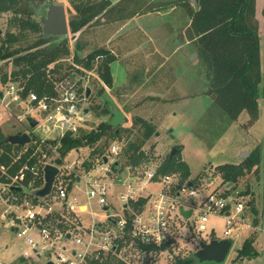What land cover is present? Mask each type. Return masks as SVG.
<instances>
[{"label":"rangeland","instance_id":"374dc122","mask_svg":"<svg viewBox=\"0 0 264 264\" xmlns=\"http://www.w3.org/2000/svg\"><path fill=\"white\" fill-rule=\"evenodd\" d=\"M50 2L63 4L66 7L69 31L66 35H57L56 40L68 39L72 51L71 56L66 59L69 63H72L74 60L73 54L75 53V43L77 40H80L82 45V50L79 54L80 56H85L92 50L115 43L118 39H110L113 37V33L116 32L119 25L126 20H101L100 22L102 23L99 25H91L83 29L82 33L78 32L74 35L71 33L70 29V18L75 11L72 2L70 0H49L48 4ZM43 8L44 7L40 9L38 15L41 21L47 14V11L43 13ZM263 8L264 0H256V15L261 23L259 29L261 32V61L264 76ZM181 12H184V9L182 7H177L173 14H176L179 19V17L183 16ZM9 17V13L0 16V28L3 32L6 30ZM164 20L165 19L161 18L159 21ZM159 36V43L162 47L163 43H166L165 40L163 41L166 35L161 31L159 32ZM169 43L168 48H164L169 58L165 61L164 65H162V57L156 55L154 63L150 65V70L147 72H150L148 77L145 78V72L143 71L148 64L144 60H137L133 72L131 73V81L127 87L122 89L106 87L107 92L111 96H116L115 100H118L119 106L125 110L126 117L121 124L131 128L134 118L138 115L150 119L157 124V131L143 146V150L148 156L135 167L139 169L147 167L148 161H153L155 166L159 167L168 156H177L179 159L189 164L191 175L188 179H193L199 187V193L195 197L190 196L187 198V196L184 195L182 197L199 201L215 189L224 188L226 189L225 191H227V188H229L228 183L222 185V179L216 171L217 165L227 162H238L243 158L241 156L243 151H247L250 155L255 147L260 146L262 148L261 162L259 165L255 166L254 171L241 178L235 189H232V194L236 193V198L238 200H243L246 204L244 214L247 223H250L252 227L240 220L241 222L239 221V225L237 227L234 226L229 235H225V216L221 214H211L207 222L208 228L202 233H199L195 229L197 211H194V214L188 219L180 216L182 222L185 224L175 226L173 244L168 243L162 247L141 249L140 246H137L127 237L119 251V255L132 264H179L177 262L178 258H190L194 252L200 249L199 241L201 238L207 241L212 238H232L234 243L225 262H203L199 264H264V100L263 98L260 99L259 117L252 125H250L247 116L240 118L235 123L229 122L226 112L214 102L213 98L208 93L209 85L204 76L206 70L203 62L199 60L198 53L193 48L191 51L192 53H187V50L182 49L180 46H176L174 42ZM195 52L197 55L193 56ZM4 64L5 63L0 62V66ZM124 67L125 65L121 61L118 63L116 62L114 68V72L116 71L114 85L116 87L124 84ZM155 69H157L156 72ZM80 70L81 71L76 70L73 77L74 80L77 81V87H83V92L86 91L87 87L91 88L90 97H86L84 101V104L89 108L92 114L90 122L86 126L87 129H91L92 127H96L101 120L109 119L110 116L97 117L92 110L93 105L103 104L100 99H104V96H102V98L100 97L99 88L103 86V83L101 80L96 81L98 78L97 72L94 70L88 71L86 69L84 71V68ZM138 72H142L140 84L138 83L135 85L133 80ZM152 72H154V74L151 76ZM81 78H83L82 82L79 81ZM263 85L264 80L262 86ZM0 89L6 93L8 87L0 85ZM153 89L160 93V95L147 96V92ZM23 97L24 96H22V98ZM4 99L5 102L11 103L9 109L13 112L11 115L9 112L10 110L0 103V112L3 114L0 125L3 127L4 132L10 135L22 129L26 130V128H28V121H20L17 116L26 113L25 106L27 102H20L21 97L17 94L11 96L5 94ZM31 113L33 115L35 114L34 112ZM127 135L128 134L124 132L121 139L111 140L106 150V153H109L110 147L114 143L121 146L122 151L118 155V158L123 164L122 170H125H121L123 172V177L129 174L126 169L128 166L125 165L126 160L123 156L124 150L128 146V141L134 138V135H132L127 141ZM101 142L104 141L102 140ZM173 148H177L174 155L171 154ZM90 152L91 147H81L70 151L66 157H64V166L61 167L63 169L62 177H65L68 188L70 185V178L66 177V174L74 172L76 175H79L80 179L83 176L86 177L94 174H90L89 172L94 171V164L89 161L91 159L89 156ZM55 154L57 155L59 153L55 152ZM55 154L53 152L50 157L46 158V161H54L53 158ZM86 161H89V165L92 164L90 169L85 165ZM173 172L176 171H170V173ZM133 173L136 174L134 171ZM177 173L181 176L179 172ZM180 176H178V178H180ZM77 182L78 180L74 182L72 189L69 190L71 194L80 193L79 189L75 186ZM160 187V184L151 181L145 183V188L149 191H159ZM118 189L117 187L111 190L112 194H116ZM24 190L26 191V188ZM24 195V198L32 197L30 190L26 191ZM116 197V195H113L114 199H116ZM252 199H254L256 203L258 214L252 213L250 203ZM54 200L55 197L53 196L52 203L56 206H60L56 203V200L55 202ZM16 203H19V201ZM182 206L184 208L188 207L187 204H183ZM16 207L22 209L20 203L19 206L17 205ZM3 210L4 207L0 206V214ZM235 211L234 208L233 213ZM14 214L16 215V212L9 215L13 216ZM8 218H3L0 215V264H47L50 257L46 254H42L41 257L32 255V257L29 258L21 256V247L26 245V242L23 237L18 235L17 230ZM255 218L259 220L257 226H253ZM48 220L56 224L58 222L57 215L52 216L51 214ZM64 221L63 219V222ZM63 222H59V224L64 225L63 227L65 228L66 224H69V222ZM69 227L70 226L67 225V228ZM250 235H254L258 238V256L252 257V259L247 257L236 259L235 256L237 251L242 247L245 239L250 237ZM66 243L69 244V242ZM52 258L54 259L53 255ZM190 264L194 263L191 262Z\"/></svg>","mask_w":264,"mask_h":264},{"label":"trees","instance_id":"16d2710c","mask_svg":"<svg viewBox=\"0 0 264 264\" xmlns=\"http://www.w3.org/2000/svg\"><path fill=\"white\" fill-rule=\"evenodd\" d=\"M70 1L75 10L70 18V29L74 35L78 32L82 33L83 29L91 25H99L102 23L101 20L118 21L137 14L164 11L171 7L184 8L190 18V24L185 32L177 36V41L190 43L189 45L198 53L199 60L205 66L204 76L209 85L208 93L226 112L229 122L235 123L244 114L248 117L250 125L258 119L259 102L261 98L264 100V85L262 86L264 76L259 29L261 23L256 15V0H119L116 3L112 0ZM48 2L49 0H0V16L5 13L10 14L6 30L0 34V62L5 63L0 66V81L4 85L10 82L24 85V89L21 90L24 97L31 90L41 96H51L56 93L59 82L66 77L74 79L75 71L84 68V71L86 69L97 72L96 81L101 80L103 83L99 88L102 98L107 92L106 87H113L111 63L117 59V55L109 48L100 47L85 56H80L82 45L80 40H77L74 60L72 63L67 62L66 59L72 53L68 39L57 41V35L45 34L43 22L38 18L42 7H44L43 13L48 10L51 3ZM262 13L264 20V8ZM82 79L79 81L82 82ZM78 89L81 95H87V89L84 92L82 86ZM104 99H100L103 104L93 105L92 110L97 117L109 115L110 118L101 120L91 129H81L76 135L71 133L65 135L57 146L56 151L59 154L49 163L62 167L64 157L70 151L81 147H91L90 158L105 155L110 141L121 139L124 132L128 134L127 141L134 135L124 150L125 165L137 166L148 156L143 146L157 131V124L138 115L134 118L133 128L123 124L113 126L110 123L113 105L108 98ZM116 102L118 104V100ZM120 108L125 112L122 107ZM8 136L0 125V162L9 166L7 174L0 176L3 182L11 181L12 176L28 156L25 154L21 159L16 160L15 151L23 145L10 142ZM102 140L104 142H101ZM261 153L262 148L257 146L249 156L238 163L227 162L216 166L222 185L231 183L225 195L232 194V189L237 187L241 178L254 171L255 166L261 162ZM89 161H86L85 165L90 169L92 164L89 165ZM122 165L119 160V164H115L114 167L120 171L123 169ZM158 171L179 172L181 182L191 175L189 164L177 156H168L160 164ZM66 175L70 178L69 189H72L79 175L74 172ZM43 185V176H29L24 183L26 191L30 190L31 196L35 198L39 197L35 194V190ZM26 191L21 192L22 195ZM146 201L147 198L141 197L133 204L136 209L141 210ZM250 203L252 212L258 214L254 199ZM57 218L61 216L57 215ZM258 223L259 220L255 218L254 224L258 225ZM255 239L254 235L245 239L236 259L258 255V250L254 246ZM139 246L141 249L151 248L144 244ZM121 247L122 244L115 252L93 260L92 264H132L119 255ZM177 262L199 264L195 252L190 258H178Z\"/></svg>","mask_w":264,"mask_h":264},{"label":"built area","instance_id":"2783aa9c","mask_svg":"<svg viewBox=\"0 0 264 264\" xmlns=\"http://www.w3.org/2000/svg\"><path fill=\"white\" fill-rule=\"evenodd\" d=\"M76 84V80L66 77L58 83L56 93L51 96H41L31 90L22 98L24 85L18 82L4 85L0 81V85L8 87L6 93L0 89V103L10 110L11 115V103L5 102V94H17L21 97L20 102H27L26 113L19 114L17 118L28 121V132L32 137L29 143L15 151L16 160L25 154L28 156L11 181L0 180V206L4 207L0 215L3 218L9 217L18 235L24 238L26 245L21 247V256L29 258L46 254L50 257L48 261L54 264H92L93 260L115 252L127 237L137 246L144 244L162 247L168 243L173 244L175 221L183 216L180 212L183 204L193 210L191 216L197 211L196 230L199 233L208 228L211 214L225 216V235H229L238 223L245 221L243 214L246 204L236 198V193L225 195L224 188L213 190L199 201L185 199L183 195L187 198L198 195V184L190 185L191 179L181 182L177 172L160 173L158 167L149 161L147 167L140 169L129 165L126 168L129 174L123 177V172L114 167L122 151L116 143L110 147L109 153L90 159L94 171L89 172L94 174L78 179L75 183L80 191L78 194L69 191L61 167L49 195L24 198L21 192L13 191L12 185L25 189L24 183L29 176H43L45 180L44 169L49 163L46 158L53 152L57 153L61 139L69 133L76 135L81 129H87L92 114L84 104L86 96L81 95ZM29 116L38 120L36 126H31ZM2 118L0 112V121ZM54 156L57 157L56 154ZM105 156L108 161H105ZM8 170L9 166L0 162V176L7 174ZM148 181L160 184V190H147L145 183ZM117 187L118 192L112 194L111 190ZM113 195L117 196L116 199ZM53 196L60 206L52 203ZM141 197L147 198V201L138 210L133 202ZM17 201L22 209L16 207L19 206ZM234 208L236 211L233 213ZM13 212L16 215L10 216ZM51 214L61 216L56 224L49 222ZM63 219L65 223L69 222L66 224L69 228L65 229L59 224Z\"/></svg>","mask_w":264,"mask_h":264},{"label":"crops","instance_id":"0c3cea01","mask_svg":"<svg viewBox=\"0 0 264 264\" xmlns=\"http://www.w3.org/2000/svg\"><path fill=\"white\" fill-rule=\"evenodd\" d=\"M112 1L113 3H116L119 0H112ZM176 9L177 7H171L164 11L137 14L131 18L126 19L122 24L119 25L116 32L113 33V37L110 39V40H113V39H118V40L115 43H111L107 46H103V47L111 49L117 55V59L111 63V71L113 73V87L112 88L122 89L124 87H127V85H129L131 81V78H130L131 73L133 72V68L137 60H142V61L144 60L148 64V66L145 67V70H143L145 72V78L150 75V72L149 73L147 72L150 70V67H151L150 65L154 63L155 61L154 59L156 55L157 56L160 55L162 57L163 59L162 65H164L165 61L169 58L168 53L165 52L164 48H168L169 42H174L176 46H180L182 49L187 50V53H192L191 52L192 47L189 45L190 43L185 42V41H182V42L177 41V36L181 34L182 32H185L188 25L190 24V18L187 12L185 11V9L183 8L184 12H181L183 13L181 14L183 16L179 17L178 19L176 14H173L175 13ZM158 17H161L162 19H165V20L159 21L161 20V18H158ZM158 31L159 32L162 31L166 35V38H163V41L165 40L166 43H163L162 47H161V44L159 43L160 36H159ZM119 61H121L125 65V67L123 68L125 69V72L123 73V76L125 75V78H124V84L122 86L116 87L114 85L115 76H116V71L114 72V68H115L116 62L118 63ZM157 69H155V72ZM153 74L154 72H152L151 76ZM141 75H142V72H138L136 76L134 77L133 81L135 82V85L138 83L140 84ZM148 95L159 96L160 93L156 92L153 89L147 92V96ZM243 117H246V114ZM27 127L28 128H26V130L22 129L18 132H25V131L28 132L30 130V127L29 126ZM245 152L247 151H243L241 155L243 158L247 157V156L244 157ZM241 160H239L238 162H240ZM149 162H151L152 165L155 166L153 161H149ZM122 171H125V170H122ZM190 181L193 182V179H191ZM44 183H45V180H44ZM193 183H196V182L194 181ZM185 209H191V208L188 207ZM243 215L245 217L244 223L245 222L247 223L246 216L245 214ZM183 217L188 219L191 217V215L188 217L183 215ZM183 224L185 223L182 222L180 217L176 218L175 226L176 225L181 226ZM247 224L251 225L250 223H247ZM253 226H257V225L253 224ZM203 239L201 238L199 243ZM257 242H258V238H256L254 242V246L256 249H258ZM237 255H238V251L235 257H237Z\"/></svg>","mask_w":264,"mask_h":264},{"label":"water","instance_id":"95a60500","mask_svg":"<svg viewBox=\"0 0 264 264\" xmlns=\"http://www.w3.org/2000/svg\"><path fill=\"white\" fill-rule=\"evenodd\" d=\"M43 22V31L45 34H51V35H66L69 31V22L66 12V7L63 4H55L54 2H51L46 16L42 19ZM3 33V30L0 28V34ZM197 53L195 52L193 56H196ZM91 88L87 87V96L90 95ZM104 98H108L110 102L113 105V116L110 119V123L113 126H119L122 121L126 117V113L119 107L116 100L108 93L105 92L103 94ZM88 109V108H87ZM88 111V110H87ZM245 115V114H244ZM30 124L31 126H36L38 123V120L34 117L29 116ZM32 137L29 134V132H18L14 134H10L8 136V140L14 144H21L25 145L31 141ZM177 151V148H173L172 155L175 154ZM249 153L245 152L244 157L248 156ZM105 161H108V157L105 156ZM116 165L119 164V160L115 162ZM45 183L44 185L35 190V194L39 197H45L49 195L52 192L55 179L57 175L60 172V167L53 163H47L45 166ZM190 185L193 184L192 181L189 183ZM231 183H228V186H230ZM11 189L13 191L23 192L24 188L19 185H12ZM192 209H185L182 207L180 209V212L184 216H190L192 213ZM233 245V239L232 238H212L209 241L202 240L200 242V249H198L195 252V256L198 259L199 263L203 262H216V263H223L225 262L231 247ZM47 264H54L53 261H48Z\"/></svg>","mask_w":264,"mask_h":264},{"label":"flooded vegetation","instance_id":"af4514ba","mask_svg":"<svg viewBox=\"0 0 264 264\" xmlns=\"http://www.w3.org/2000/svg\"><path fill=\"white\" fill-rule=\"evenodd\" d=\"M90 95H91V92H90ZM90 95L89 96L86 95V97H90Z\"/></svg>","mask_w":264,"mask_h":264}]
</instances>
